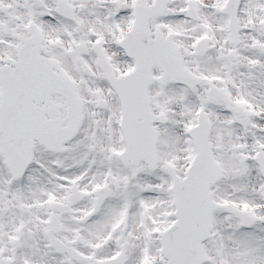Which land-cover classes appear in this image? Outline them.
<instances>
[{
  "label": "snow or ice",
  "instance_id": "obj_1",
  "mask_svg": "<svg viewBox=\"0 0 264 264\" xmlns=\"http://www.w3.org/2000/svg\"><path fill=\"white\" fill-rule=\"evenodd\" d=\"M0 264H264V0H0Z\"/></svg>",
  "mask_w": 264,
  "mask_h": 264
}]
</instances>
